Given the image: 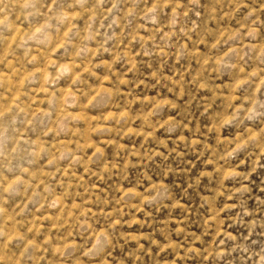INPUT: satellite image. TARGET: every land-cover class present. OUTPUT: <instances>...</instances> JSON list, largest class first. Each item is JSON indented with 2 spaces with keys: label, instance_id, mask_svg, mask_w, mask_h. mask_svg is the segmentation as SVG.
Here are the masks:
<instances>
[{
  "label": "clouds",
  "instance_id": "clouds-1",
  "mask_svg": "<svg viewBox=\"0 0 264 264\" xmlns=\"http://www.w3.org/2000/svg\"><path fill=\"white\" fill-rule=\"evenodd\" d=\"M0 264H264V0H0Z\"/></svg>",
  "mask_w": 264,
  "mask_h": 264
}]
</instances>
